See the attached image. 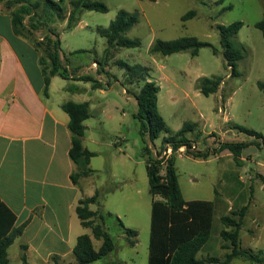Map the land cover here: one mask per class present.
<instances>
[{
	"label": "rangeland",
	"instance_id": "1",
	"mask_svg": "<svg viewBox=\"0 0 264 264\" xmlns=\"http://www.w3.org/2000/svg\"><path fill=\"white\" fill-rule=\"evenodd\" d=\"M41 6L25 14L24 33L32 40L42 42L53 30L60 36L63 62L69 61V68L75 76H92L101 82L105 95L96 89L93 94L79 93L85 99L104 102L102 121L106 122L102 130H93V137L103 142L98 146H90L97 154L92 158L89 169H94L93 177L98 187H104V198L101 200V213H112L107 216L105 226L114 238L116 253L111 258H103L92 264H117V254L123 258H132L135 263L147 264L151 232L152 195L147 174L148 157L143 155L144 137L141 135V122L135 115L138 112L136 99L126 93L138 92L144 82H128L126 71L119 65L124 61L130 65H139L146 72L148 81H155L160 87L158 94L159 110L164 117L172 135L182 129L186 122L197 124L191 139L196 146L194 152H209L211 159H196L175 154V167L178 181L186 201L215 199L223 187L221 161L214 158L216 154L217 134H221L225 126L249 123L258 125L259 118L264 117V92L259 88L258 81L264 80V37L255 24L264 18L263 0H94L108 7L107 13L84 11L79 16V24L72 30L68 29L71 5L75 0H54L64 9L62 17L49 11L45 0H25ZM20 0H2L3 11H20ZM230 7V8H229ZM120 10L137 13L139 22L124 36L139 40L137 48L111 51L107 62L103 58L108 44L106 38L98 33V28H107ZM190 11L196 16L183 20ZM235 22H243L244 26L234 38V42L243 48L244 58L238 63V75L231 76V68L226 65L223 48L220 42L218 26H227ZM38 25V26H37ZM37 26L38 28H33ZM181 37H196L202 42L210 43L218 50L214 54L212 47H203L199 55L194 57L189 51L168 56L151 54L150 47L156 40H175ZM83 51L81 53H75ZM41 54V52H40ZM101 61L103 69L96 63ZM99 71H101L99 73ZM83 73V74H82ZM221 77L223 90L210 96L203 95L198 88V80L203 77ZM119 82H115V81ZM71 86L75 84L68 80ZM125 83L127 86H123ZM93 84V83H92ZM109 84V86L107 85ZM70 86V87H71ZM73 89V88H72ZM222 92L225 93L224 102ZM55 97L59 94H54ZM231 98V101L229 100ZM223 104L226 114L223 115ZM221 109V110H220ZM250 112V113H249ZM238 119L237 120H234ZM111 118V120H109ZM224 118H230L225 123ZM212 134H207V133ZM149 142L152 157L165 156L163 138ZM198 136L200 137L198 139ZM251 137L246 133L230 134L225 137L227 142L248 141ZM111 145H105L104 143ZM215 142V143H214ZM226 163L229 160H225ZM229 168L235 166L233 161ZM165 164L162 173L165 174ZM242 170L244 179L243 190L249 192L248 163ZM135 172L133 185L140 191L135 196L130 183L123 179ZM114 175L116 177H114ZM119 177V180H118ZM122 190V191H120ZM119 213V215L115 214ZM119 217V218H118ZM120 220V222H119ZM98 221H100L98 219ZM212 232L214 241L216 226ZM221 225V223H220ZM126 226L139 232L136 247L126 245V235L121 227ZM87 235L91 229L84 228ZM98 249L101 241L93 238ZM18 245L9 248L11 264H23L18 258ZM218 255V252H216Z\"/></svg>",
	"mask_w": 264,
	"mask_h": 264
},
{
	"label": "crops",
	"instance_id": "2",
	"mask_svg": "<svg viewBox=\"0 0 264 264\" xmlns=\"http://www.w3.org/2000/svg\"><path fill=\"white\" fill-rule=\"evenodd\" d=\"M40 57V52L32 42L15 32L11 14L0 8V201L14 214L15 228L24 227L22 235L13 243L18 245L20 250L18 258L21 261L25 254L28 264H77L73 251L78 238L86 234V231L82 230L86 227L82 225L76 209L80 200L90 198L98 191L100 202L91 205L90 209L92 211L101 209L105 188L98 187L92 180L96 173L80 178L78 184L72 181V174L79 172L80 167L69 155L72 140L68 127L70 118L62 109V105L68 101L89 103L90 118L85 121L87 129L83 137V146L92 151L90 146L103 143L93 137V130H102L106 124L102 121L104 102L99 101L95 105L92 96L90 99L80 96L81 92L94 93L96 89L91 82L71 80L75 82L71 86L67 83L68 80L58 76L52 78L48 89L49 95L45 96ZM223 84L224 82L218 91L224 89ZM99 90L101 95H105L103 87ZM54 94L59 96L55 97ZM222 96L224 102V92ZM229 100L231 101V98ZM225 112L223 104V115ZM259 120L258 125L237 123L222 128L221 134L212 132L217 139V142H214L217 147L214 158L221 161L223 187L215 199L205 200L214 201V222L218 224L217 240L214 241L211 235L210 241L198 254L202 264L223 262L229 250L225 248L226 243L220 235L225 228L221 219L244 207H247V211L240 236L241 247L254 253L264 252V117ZM224 122L229 124L230 118H224ZM237 126L258 132L262 138L251 137L248 141L227 142L225 139L227 135L244 133L238 130ZM189 137L191 138V135ZM223 143L250 145L243 149L236 159L230 150L220 149ZM104 144L111 146L107 142ZM195 148L193 145L192 149ZM93 152L97 154L96 151ZM225 160L229 162L226 163ZM230 161L235 163L232 169L229 168ZM246 163L248 193L242 188L244 179L241 175L242 170L238 168L244 167ZM133 176L135 172L132 171L122 182L130 183L134 195L137 196L140 191L132 183ZM115 214L119 215L116 212ZM125 228L128 227H121L123 234ZM90 236L93 240V234ZM127 240L126 238V245L131 247ZM22 246H26L27 250L23 251ZM116 251L115 243L112 253ZM216 252L218 255H215ZM110 255L105 258L110 259ZM212 258H217L220 262H211ZM148 259L149 254L147 264ZM114 261L117 264L135 263L132 258H123L119 254ZM230 264L251 263L235 259Z\"/></svg>",
	"mask_w": 264,
	"mask_h": 264
},
{
	"label": "trees",
	"instance_id": "3",
	"mask_svg": "<svg viewBox=\"0 0 264 264\" xmlns=\"http://www.w3.org/2000/svg\"><path fill=\"white\" fill-rule=\"evenodd\" d=\"M20 1L23 8L20 11L11 13L13 28L17 34L26 37L41 52L40 64L45 82V96L49 95L48 89L51 80L56 76L66 80L91 82L94 89H100L102 87L101 82L88 75L75 76L68 66V59L63 62L60 56V36L55 31L52 30L42 42L38 40L32 41L24 33L25 14H31L33 9L39 8L41 4L38 1L35 3L25 0ZM45 3L49 11L55 13L58 17H62L65 9L58 2L45 0ZM71 5L73 10L68 21L69 30L77 26L79 16L84 11L108 12V7L105 4L94 0H75L71 2ZM195 16L196 11H190L183 16V20L187 21ZM138 22L139 16L137 13L120 10L107 28H98V33L106 38L108 44L103 56L106 62L113 50L132 49L141 45L139 40H132L124 36ZM37 26H33V28H38ZM243 26V22L218 26L220 42L223 48L222 54L226 65L231 68V77L239 74L238 63L244 58L243 48L234 42V38ZM255 27L262 32L264 37V18L258 21ZM203 47H212L214 54H218V50L210 43L202 42L196 37H181L169 41L159 39L152 44L149 52L168 56L189 51L192 56L196 57ZM81 52L83 51L75 53ZM96 63L103 69L105 63L101 61H96ZM118 65L126 71L128 82H144L138 92H131L126 89V93L131 94L138 103V112L135 116L141 122V135L144 137L145 143L143 155L148 157L147 174L150 186L149 191L152 195L148 264H202V261L198 259V254L211 239L215 203L214 201H186L184 199L175 167V154L179 148L186 147L187 155L206 160L210 157V153L192 151L194 141L189 135L194 132L197 124L186 122L175 135L170 133L158 106L160 87L155 81H148L146 72L141 66L130 65L124 61H119ZM222 82L223 79L221 77H203L198 80V88L203 95L208 97L218 92ZM107 85L109 86V84ZM122 85L127 86L125 83ZM258 86L264 91V80L259 82ZM62 109L70 118L68 127L72 134V140L69 155L71 160L80 167V171L72 174L71 178L75 184H78L80 178L95 174V171L89 169L88 166L96 154L83 146V137L87 129L85 121L90 118V105L87 102L76 103L68 101L62 105ZM237 129L250 137L262 138L260 133L253 130H248L241 126H237ZM162 135H165L163 138V150L168 144L172 146L174 152L167 160L160 158L161 153H158L157 158L152 157V150L148 144V141L154 142ZM146 136L148 141L145 138ZM249 145V143H223L220 145V149L222 151L225 149L230 150L237 159L242 150ZM164 164L166 166L165 174L162 173ZM99 202L100 192L98 191L94 196L80 200L76 209L82 225L92 230L95 239L102 241L100 248L96 249L91 236L87 234L80 236L73 251L77 264H92L109 256L115 249L114 238L105 226L106 217L113 216V214L110 212L104 214L100 210L92 211L90 209L91 205ZM246 211L247 207H244L221 219L225 228L220 235L226 243L225 248L229 251L226 253L223 262L219 263L220 261L217 258H212L211 262L230 264L235 259L251 264H262L264 262V252L254 253L241 247L240 236ZM14 223V214L0 201V264H11L8 250L23 233L24 227L15 228ZM124 233L127 236L129 246L134 247L137 243L139 232L135 229L125 228ZM22 249L23 251L27 250L26 246H22ZM22 262L23 264H28L25 254L22 256Z\"/></svg>",
	"mask_w": 264,
	"mask_h": 264
},
{
	"label": "built area",
	"instance_id": "4",
	"mask_svg": "<svg viewBox=\"0 0 264 264\" xmlns=\"http://www.w3.org/2000/svg\"><path fill=\"white\" fill-rule=\"evenodd\" d=\"M185 148L186 147L179 148L178 151L176 152V154L184 155ZM173 153L174 152H173L172 146L166 144V147H165V156L163 158H165L167 160L168 158H170L173 155Z\"/></svg>",
	"mask_w": 264,
	"mask_h": 264
}]
</instances>
